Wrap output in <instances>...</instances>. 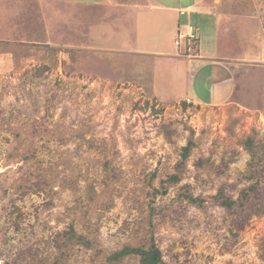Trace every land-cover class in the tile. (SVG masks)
<instances>
[{"label":"rangeland","instance_id":"rangeland-1","mask_svg":"<svg viewBox=\"0 0 264 264\" xmlns=\"http://www.w3.org/2000/svg\"><path fill=\"white\" fill-rule=\"evenodd\" d=\"M73 1L0 0V264H264V0L200 23L211 74L177 13Z\"/></svg>","mask_w":264,"mask_h":264},{"label":"crops","instance_id":"crops-1","mask_svg":"<svg viewBox=\"0 0 264 264\" xmlns=\"http://www.w3.org/2000/svg\"><path fill=\"white\" fill-rule=\"evenodd\" d=\"M159 1L167 2L169 4L164 5V4L159 3ZM172 1L175 2V4L170 6V4L173 3ZM193 1H194V3L192 5H190V6L182 5L180 0H110L109 3L110 4L112 3L111 6H112V10H114V11L118 10L120 8L118 10L119 12H147L148 13V12H153V11H160V12H162V11H172L174 13H177V21L176 22H177V24H178L180 29L184 28V27L187 29V26L189 24H192V25L195 24L194 26L197 25L196 28L198 29L197 31L199 33H200V30L204 31L203 29L200 28V23L201 22H204V21L208 22L210 20H214L215 19L217 24H220V21L224 22V20L226 18L231 17V14H229V9L222 8L221 12L217 10V9H219L218 0H193ZM73 2H75V3L76 2H80L82 4L86 3V2H81L79 0H75ZM101 3H102L101 1L100 2L98 1L96 3L97 4L96 6H100ZM88 5H90V6L91 5H95V3L88 4ZM198 8H200V10H202L203 12H199V13L197 12L196 13L195 10L198 9ZM211 9H213V11H215V12L218 11V14L217 13L212 14V13H209V11H207V10H211ZM181 11H183L185 13L182 14ZM187 11H189V12H187ZM192 12H195V13L192 14ZM197 15H199L198 19H196ZM184 16H186V17H184ZM116 18H118V17H116ZM120 18H121V15H119V21L118 22L121 21ZM182 18L184 19L185 22L181 24V22L183 21ZM146 19H147L146 16L142 17L141 21L144 23L146 21ZM154 22H156V24L157 23L164 24L165 20L163 19V17H160V18L150 17L147 20V23H154ZM219 26L221 27V25H219ZM179 28H178V30H179ZM179 32H182V31L179 30L178 33ZM242 35H244V34H242ZM176 37L177 36H174V41H175ZM239 37L241 39L244 36H238V38ZM199 50H200V48H198L197 53H195L196 54L195 59L202 58L203 60H206L205 62H208V64H212L213 67L216 66L215 69L213 67L211 69H209L208 74H211L213 71L215 72L216 69L220 67V64H221V62H223V59H221V58H206V57L203 56L202 51H199ZM155 53H159V52H155ZM237 58L238 57H236L233 60L235 61ZM225 60L231 61L232 59L228 58V59H225ZM205 62L202 63L204 66H206ZM208 64H207L206 68L211 67V65L209 66ZM220 69H222V68H220ZM205 79L206 78L202 77V79L199 80L198 82L205 83V84L209 85V82L208 81L205 82ZM206 89H205V91H206ZM225 101L226 100L216 101L215 103H221V102H225Z\"/></svg>","mask_w":264,"mask_h":264},{"label":"trees","instance_id":"trees-1","mask_svg":"<svg viewBox=\"0 0 264 264\" xmlns=\"http://www.w3.org/2000/svg\"><path fill=\"white\" fill-rule=\"evenodd\" d=\"M198 29L196 28V34L194 39H192L189 44H187L186 46V50L188 52V54L190 53V49L192 47H194L196 49V52L198 50L199 47V32L197 31ZM188 39V38H187ZM189 40V39H188ZM192 144L189 143L188 145L184 146L182 149V160L179 162L178 164V168H181L182 163L184 162V160H186L189 157V153L191 150ZM248 150L249 151H253L252 150V144L251 141L249 142L248 145ZM171 181L174 182H178L180 181V175L179 174H174L171 175L170 179ZM254 186H251L247 189H244L242 191V193L240 194V197L238 200H233L230 197H225L224 201H222L221 205L222 206H226L228 208H232L235 207L236 205L241 206L242 208L240 209V211L246 210L245 206L248 204V200L250 197V191L251 189H253ZM155 192H159V191H155ZM166 190L161 191V193H166ZM221 196L224 197L223 193L220 191L219 195L216 198H220ZM189 196H187L188 198ZM193 202H198L197 199H192ZM254 212H258V209H256V207H254L252 210H250V212L247 215L242 216V218H249ZM69 234V242H72L74 240L76 241H83V242H87L85 241L86 237H84L83 235H79L77 232H73ZM87 244H89V242H87ZM128 254H136L140 257V264H161L164 262L163 260V255H162V251L160 249V247L158 246L157 242L155 239H153L152 244L150 245L149 248H145V247H126L123 250L117 251L115 253H113L112 255H110L109 260L111 262H116L119 261L120 259H122L124 256L128 255Z\"/></svg>","mask_w":264,"mask_h":264},{"label":"built area","instance_id":"built-area-1","mask_svg":"<svg viewBox=\"0 0 264 264\" xmlns=\"http://www.w3.org/2000/svg\"><path fill=\"white\" fill-rule=\"evenodd\" d=\"M190 28H191V31H190ZM195 34H196L195 28L190 25V26H188L187 32H180L178 37H182V39L188 38L189 42H190L192 39H194ZM177 45H180L179 41H178Z\"/></svg>","mask_w":264,"mask_h":264},{"label":"clouds","instance_id":"clouds-1","mask_svg":"<svg viewBox=\"0 0 264 264\" xmlns=\"http://www.w3.org/2000/svg\"><path fill=\"white\" fill-rule=\"evenodd\" d=\"M185 12H182V14H184ZM188 26H190V25H188ZM188 26H187V29H188ZM192 26V25H191ZM187 29L184 31V32H186L187 31ZM195 29H196V27H195ZM180 33V32H179ZM179 33H178V35H179Z\"/></svg>","mask_w":264,"mask_h":264}]
</instances>
